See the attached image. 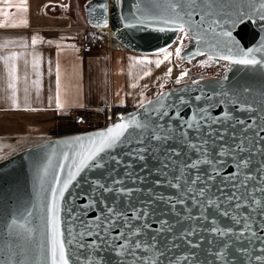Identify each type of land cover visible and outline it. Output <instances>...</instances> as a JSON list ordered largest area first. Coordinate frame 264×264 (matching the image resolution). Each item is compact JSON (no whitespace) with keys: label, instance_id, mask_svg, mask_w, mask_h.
Wrapping results in <instances>:
<instances>
[{"label":"snow or ice","instance_id":"1","mask_svg":"<svg viewBox=\"0 0 264 264\" xmlns=\"http://www.w3.org/2000/svg\"><path fill=\"white\" fill-rule=\"evenodd\" d=\"M0 4L11 7L12 0H0ZM22 5H16L17 10L27 12V0H22ZM135 7L139 13L134 16L137 23L125 26L135 28L146 21L174 25L171 30L178 33L174 54L179 59H183L185 40H191L198 47L187 54L189 59L208 55L209 60L215 57L230 64L264 70V55L257 58L258 53L264 54V40L258 47L245 50L233 39L231 31L253 15L264 20V0H244L239 7L231 0H163L162 4H148L143 9L140 3ZM100 8L107 11L106 4ZM0 15L6 18L0 28L28 25L26 19L8 23L11 13L3 7ZM107 24L104 20L97 26L107 27ZM11 43L16 42L5 41L0 48L7 49ZM38 43L41 40L33 37L31 44ZM202 43L208 45L207 52L199 47ZM21 46L27 48L28 44ZM160 51L164 56L155 60L157 67L173 55L167 48ZM18 59L15 52L0 55L7 87L12 90L11 99L17 108L20 106L16 100ZM31 67L39 69V56H33ZM171 72L169 68L167 75ZM187 74L182 73L177 83ZM56 76L57 107L63 108L58 65ZM223 79L226 81L228 77ZM32 83L38 85L39 80ZM217 87L221 91L215 95L194 98L207 103L195 108L188 118L182 115L176 102L165 105V95L161 93V99L156 101L159 107L140 104L144 109L143 119L136 115L121 117V122L89 136L87 143L83 137L74 138L78 150L76 159L72 160L73 168L68 170L66 179H57L56 187L50 190L51 206L44 220L48 243L42 253L47 264H109L104 254L114 255V264H264V100L259 107L255 101L250 102L247 86L234 92L223 90L222 83ZM217 95L220 97L217 104L230 105L221 115L212 113L215 105L211 101ZM178 100L185 107L191 104L183 96ZM125 147L127 151L113 155ZM149 158L158 165L155 172L164 178L154 183L175 189V195L149 189L147 199H140L136 193H142V189L130 188L125 179L114 175L122 167L128 181L143 182L146 178L135 172L134 163L139 162L143 170L148 167ZM63 159L67 161L70 157L65 153ZM93 169L106 175L103 180L88 181L91 192L87 203L76 214H73L74 204L62 208L60 202L73 181L84 171ZM105 193L112 197L111 203H105L108 199ZM98 204H103V210L88 219L89 212L96 211ZM61 211L70 214L67 228H62ZM32 217V211H26L22 225L29 236L33 231ZM182 247L185 251L177 255L176 250Z\"/></svg>","mask_w":264,"mask_h":264},{"label":"water","instance_id":"2","mask_svg":"<svg viewBox=\"0 0 264 264\" xmlns=\"http://www.w3.org/2000/svg\"><path fill=\"white\" fill-rule=\"evenodd\" d=\"M140 3L141 8H145L148 4H162L163 0H86L83 5L86 22L95 28L107 32L111 38L117 40L125 47L141 52L152 53L167 48L176 41L177 32L171 29L174 25H166L160 21H146L145 25L137 24V27H126V24H136L134 16H139L135 5ZM236 6H241L244 0H231ZM106 4L107 11L100 8V5ZM95 8L96 11H92ZM104 20L108 21L107 27H98ZM230 28V22L227 26ZM164 28L165 31H157L156 29ZM227 30V28H225ZM219 32L220 29H217ZM232 37L238 41L245 50L258 47L264 40V20H260L253 15L251 19L245 18L243 23L237 24L235 28H231ZM210 39V37H209ZM197 45L194 41L185 40L184 49L182 51L183 59L175 57L178 63L185 60L189 62L197 61L201 58H208V55H196L189 59L187 54L197 51ZM201 50L207 52L208 45L201 44ZM224 54V53H221ZM261 53L257 54L260 58ZM214 62H223L226 68L224 75H215L206 78L192 79L188 81L177 80L180 77L170 80V85L161 90L156 95L144 101L145 107L151 108L156 105V101L161 99L160 94L165 95L163 103L165 105L176 102L180 107L182 115L185 118L190 117L192 111L198 106H204L206 101H196L197 95L217 94L221 91L218 84H223V90L236 91L238 88L247 86L251 92L248 97L249 101H255L259 107L261 100H264V70L250 66H241L230 64L228 61L213 58ZM229 68L231 70H229ZM227 76L225 81L223 78ZM195 82V83H194ZM169 94L170 98H169ZM183 96L185 100L191 101L190 106L185 107L179 105L178 97ZM219 96L211 101L215 105L212 108L213 115H221L223 111L228 110L230 105L217 104ZM152 104H149V102ZM159 107V105H156ZM144 109L138 105L137 107L125 112L121 117L129 118L136 115L137 118L143 119ZM171 114V113H170ZM243 116V113H236ZM120 117V118H121ZM118 118L105 126L93 129L76 131L67 134L54 136L26 147H23L13 153L6 155L0 159V264H47L44 260L43 252L47 247V239L45 235L44 220L49 215L48 209L51 206V189L56 187L57 179L63 181L67 178L68 170L73 168L72 160L76 159L75 151L78 150V144L74 138L83 137L84 143L87 138L94 133L104 131L114 123L121 122ZM127 147L117 149L113 155L127 151ZM67 153L69 160H64V154ZM126 161L130 158L124 157ZM148 167L142 170L139 162L134 163V170L140 177H145L143 182L139 180L136 183L128 181L124 176V168H119L114 175L118 179H125L127 186L130 188H139L143 192L136 193L140 199H147V192L152 191L164 194L175 195L176 190L168 188L165 185H156L154 182L163 180L164 178L155 172L157 164L151 158L147 161ZM231 170V169H229ZM106 173L100 170H86L81 173L76 181L70 185L69 191L65 193V198L61 201V206L75 208L73 214L79 212L80 207L87 203V195L91 192L88 181L105 178ZM77 181L79 182L77 184ZM110 182V181H109ZM108 199L105 203H111L112 197L105 193ZM103 210V204H98L96 211H90L88 219L94 218ZM26 211H32V223L30 227L33 229L29 236L22 225L25 223L24 215ZM62 220V228H67V221L70 214L64 211L60 213ZM13 221H16L14 224ZM27 237V239H25ZM44 246V248H41ZM204 247H207L205 244ZM185 251L182 247L176 250L179 255ZM109 264H114L115 256L112 254H104ZM204 258V253H199ZM211 259V257H208Z\"/></svg>","mask_w":264,"mask_h":264},{"label":"crops","instance_id":"3","mask_svg":"<svg viewBox=\"0 0 264 264\" xmlns=\"http://www.w3.org/2000/svg\"><path fill=\"white\" fill-rule=\"evenodd\" d=\"M68 3L70 0H27V12L16 8L23 6L22 0H12L11 7L0 4L11 13L8 23L28 21L27 26L0 28V44L16 42L7 49L0 48V55L15 52L19 56L15 63L19 77L16 100L20 105H13L12 90L7 87L6 70L0 61V159L33 143L75 132L73 116L78 112L98 116L128 111L169 86L161 83V75H155L161 67L155 65V60L162 59L159 51H133L113 39L103 49H85L82 40L93 31L92 26L82 9ZM70 7L74 8L68 12ZM5 20L0 15V23ZM33 37L41 43L32 45ZM22 43L28 47H22ZM33 56L40 57L39 69L31 67ZM57 65L63 108H58L56 101ZM148 72L150 75H145ZM33 80H39V84H33Z\"/></svg>","mask_w":264,"mask_h":264},{"label":"rangeland","instance_id":"4","mask_svg":"<svg viewBox=\"0 0 264 264\" xmlns=\"http://www.w3.org/2000/svg\"><path fill=\"white\" fill-rule=\"evenodd\" d=\"M86 0H70V3L73 5V6H77L76 8H80V9H82V11H84V9H83V5H84V2H85ZM70 3H68V4H70ZM70 8H74V7H70ZM81 11V10H80ZM111 39H113V38H111ZM113 40H115V39H113ZM176 46H178V42H177V39H176V41L172 44V45H170L169 47H167V49L169 50V51H171V52H173V55H172V57L170 58V60L169 61H165L164 63H162L161 64V67H160V69L156 72V74L155 75H161V83L163 84V85H170V80H172V79H175L176 77H178L180 74H181V72L184 70V68L186 67V63H183V62H181V63H178L177 61H176V59H175V54H174V50H175V47ZM106 47V46H105ZM158 53H160V55H161V57H162V59H163V56H164V53L163 52H161V51H159ZM161 59V60H162ZM169 68H171L172 69V72H171V74L170 75H167V73H168V69ZM221 74V73H220ZM212 76H215V74L214 75H212ZM121 111V110H120ZM120 111H113V112H110L111 114H113V116H117L118 115V113H120ZM110 113L108 112V113H102V114H100V115H98V116H89L91 119H92V121L94 122L93 123V125L96 127H98V126H101V125H106L107 123H108V121H109V116H110ZM74 117V116H73ZM74 119V118H73ZM74 122H75V119H74ZM75 130L76 131H83V129H82V126L80 125V124H78V123H76L75 122ZM75 131V132H76ZM5 157V156H4ZM3 158V157H2Z\"/></svg>","mask_w":264,"mask_h":264},{"label":"built area","instance_id":"5","mask_svg":"<svg viewBox=\"0 0 264 264\" xmlns=\"http://www.w3.org/2000/svg\"><path fill=\"white\" fill-rule=\"evenodd\" d=\"M91 29L93 30L90 33H86L83 40H82V46L85 49H93V48H97V49H103L105 48L107 42L109 41V39H111L110 35L107 32H104L102 30H100L99 28H95V27H91ZM226 73V68L224 67L221 74L219 75H224ZM126 111H120V113H118L117 116H113V114L110 113L109 116V121L113 122L116 119L120 118L122 115L125 114ZM74 119L75 122L80 124L82 126L83 130H88V129H93L96 128L93 125V121L92 119L86 115L85 113L82 112H78L74 115ZM107 123V124H108ZM101 126H105V125H101ZM98 126V127H101Z\"/></svg>","mask_w":264,"mask_h":264},{"label":"flooded vegetation","instance_id":"6","mask_svg":"<svg viewBox=\"0 0 264 264\" xmlns=\"http://www.w3.org/2000/svg\"><path fill=\"white\" fill-rule=\"evenodd\" d=\"M183 63H186V67L178 77L181 78L182 73L184 72H187L188 74L187 76H184L180 81L211 77L214 74L218 75L224 68L223 62H214L212 60H209L208 58H201L194 62L185 60L183 61Z\"/></svg>","mask_w":264,"mask_h":264},{"label":"trees","instance_id":"7","mask_svg":"<svg viewBox=\"0 0 264 264\" xmlns=\"http://www.w3.org/2000/svg\"><path fill=\"white\" fill-rule=\"evenodd\" d=\"M72 9H73V8H70V9H68L67 11H68V12H71Z\"/></svg>","mask_w":264,"mask_h":264}]
</instances>
